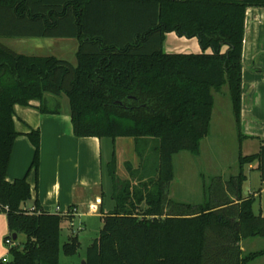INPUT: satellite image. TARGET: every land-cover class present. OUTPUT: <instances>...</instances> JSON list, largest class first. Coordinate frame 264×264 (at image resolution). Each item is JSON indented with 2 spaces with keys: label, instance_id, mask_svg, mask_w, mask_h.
<instances>
[{
  "label": "trees",
  "instance_id": "obj_1",
  "mask_svg": "<svg viewBox=\"0 0 264 264\" xmlns=\"http://www.w3.org/2000/svg\"><path fill=\"white\" fill-rule=\"evenodd\" d=\"M249 7H264V0H0V37L79 40L76 65L18 53L0 41V212L9 237L26 236L9 248L10 264H60L62 223L76 215V208L45 211L39 200L30 212L28 176L8 180L20 135L15 105L44 104L47 93L68 98L77 137H132L141 158L138 167L126 162L128 179L118 175L115 156L109 162L115 206L103 213L86 264H248L264 255V249L244 253L240 245L264 238V215L254 212L255 197L242 193L245 165L257 162L264 174V146L240 155V173L215 183L211 200L193 204L168 196L174 155L201 153L213 92L225 84L240 129ZM170 32L197 37L202 52H165ZM28 137L35 147L31 170L38 173L41 133ZM79 248L77 233L63 245L69 256Z\"/></svg>",
  "mask_w": 264,
  "mask_h": 264
},
{
  "label": "crops",
  "instance_id": "obj_2",
  "mask_svg": "<svg viewBox=\"0 0 264 264\" xmlns=\"http://www.w3.org/2000/svg\"><path fill=\"white\" fill-rule=\"evenodd\" d=\"M41 15L51 16L55 13L52 11L41 13ZM0 41L18 53L55 56L77 64L79 49L77 38L0 37ZM163 49L167 53L202 52L197 37L187 38L179 36L175 32L167 33ZM68 50H71L70 58ZM43 102L44 104L34 100L29 106L15 105V125L20 135L14 143L8 169V180L14 181L28 176L27 180L32 188V198L25 204L27 208L34 207L36 200H39L41 208L50 213H65L71 208H76V215L100 214L102 219L103 213L111 211L115 206L112 199L113 207L106 211L104 200L105 166L108 168L113 156L117 160V173L119 166L125 169L122 175L118 173L120 178L128 179L130 177L126 168L127 160L123 161L117 153V145L122 143L119 140L122 137L112 140V144L106 142L105 138L108 137H77L73 131L69 100L67 101L64 95L55 96L47 93ZM41 106L58 112H43L40 109ZM32 130H39L41 133L38 173L31 170L35 147L28 137V133ZM239 131V138L242 141L255 138L261 142L260 148L264 146V7H249L246 13L243 44L242 112ZM130 143L136 151L135 139L133 138ZM111 145L112 152L110 151ZM106 146H108V155L104 159L103 148ZM132 164L138 167L141 161ZM249 165L251 167L253 163ZM262 179L264 180L263 173ZM251 195L256 198L258 194L251 193ZM259 195L261 196V193ZM97 198H101L102 202L96 203ZM260 213L264 215L263 211ZM8 235L7 215L0 212V258L9 252L4 242ZM248 239L250 238L240 242L244 253H248L245 252V244Z\"/></svg>",
  "mask_w": 264,
  "mask_h": 264
},
{
  "label": "rangeland",
  "instance_id": "obj_3",
  "mask_svg": "<svg viewBox=\"0 0 264 264\" xmlns=\"http://www.w3.org/2000/svg\"><path fill=\"white\" fill-rule=\"evenodd\" d=\"M71 50H68V57H71ZM215 109L210 133L202 140L201 153L194 155L189 151H181L174 155L175 178L169 186V198L186 203L201 204L211 200L214 192V184H226L233 176L240 173L239 157L251 155L260 149L259 139L251 138L242 141L239 138V128L236 123L232 100L229 94V86L225 84L220 91H214ZM65 99L68 98L64 95ZM106 142L112 144V138H105ZM122 143L117 145V153L123 161L135 163L141 161L137 151L132 148V137H122ZM112 145L110 151L112 152ZM136 149V145H135ZM108 146L103 148V157L107 158ZM257 162L250 167L244 166L247 179L242 186V193L245 197L251 193H257L253 204L255 213L264 212V180L262 171L257 168ZM124 167L118 169L119 175L125 171ZM109 169L105 166L104 177V200L106 211L113 207L111 177L108 175ZM231 191V189H230ZM229 191V192H230ZM261 191V192H260ZM261 193V196L259 195ZM232 197L233 193L231 192ZM102 195V194H101ZM236 198V197H233ZM101 215H76L72 224L69 221L62 223L61 229V250L60 264H83L86 259L87 248L92 241L100 235L103 225ZM77 233L80 241V248L75 255H66L63 245L70 236ZM26 239L25 235H20L18 243ZM245 252H252L264 249V238L250 237L245 244ZM248 264H264V255L256 258Z\"/></svg>",
  "mask_w": 264,
  "mask_h": 264
},
{
  "label": "built area",
  "instance_id": "obj_4",
  "mask_svg": "<svg viewBox=\"0 0 264 264\" xmlns=\"http://www.w3.org/2000/svg\"><path fill=\"white\" fill-rule=\"evenodd\" d=\"M101 202H102V199H101V198H97V199H96V203H101ZM91 207H92V206H91ZM34 209H35L34 207H32V208H27V210H29L30 212L34 211ZM74 211H75V213L77 214V210L74 209ZM4 242H5V245L7 246L8 250H9V248H10L12 245H14V240H13V238H12V237H9V236H6V237H5ZM9 261H10V259H9V252H8L7 255H5V256H3L2 258H0V262H3L4 264H10Z\"/></svg>",
  "mask_w": 264,
  "mask_h": 264
},
{
  "label": "water",
  "instance_id": "obj_5",
  "mask_svg": "<svg viewBox=\"0 0 264 264\" xmlns=\"http://www.w3.org/2000/svg\"><path fill=\"white\" fill-rule=\"evenodd\" d=\"M12 238H13L14 241H16L18 239V234L17 233H14L12 235ZM83 264H86V260L83 262Z\"/></svg>",
  "mask_w": 264,
  "mask_h": 264
}]
</instances>
